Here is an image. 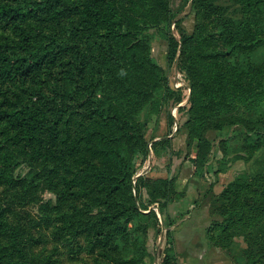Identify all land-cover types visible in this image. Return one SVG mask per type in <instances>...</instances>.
I'll use <instances>...</instances> for the list:
<instances>
[{"label": "trees", "instance_id": "16d2710c", "mask_svg": "<svg viewBox=\"0 0 264 264\" xmlns=\"http://www.w3.org/2000/svg\"><path fill=\"white\" fill-rule=\"evenodd\" d=\"M191 4L194 32L181 31L180 44L169 37L168 61L179 53L189 81L187 147L206 180L233 155L250 162L264 149V0ZM173 20L171 0H0V264H63L61 246L70 264H148L151 234L163 229L161 264H177L168 216L185 196L177 178L133 180L150 153L142 113L182 103L151 55L150 31ZM23 165L29 173L17 176ZM41 185L56 200L28 224L14 219L15 200ZM210 212L223 219L208 230L211 247L233 264H264V158L214 195ZM239 242L242 260L230 252ZM42 243L51 251H38Z\"/></svg>", "mask_w": 264, "mask_h": 264}, {"label": "rangeland", "instance_id": "374dc122", "mask_svg": "<svg viewBox=\"0 0 264 264\" xmlns=\"http://www.w3.org/2000/svg\"><path fill=\"white\" fill-rule=\"evenodd\" d=\"M192 0H171V8L174 15V20L170 24V27H164L161 29H152L150 31L152 35V49L151 55L155 62H157L166 72L169 79V84L175 91H180L182 93V103L177 104L175 102H170L168 106H165L160 114H150L149 108H147L141 115V120L147 124L146 139L149 143V157L147 160L143 161L142 156H139V161L135 165V175L133 180L136 178V181L140 177H149L151 179H171L177 178L179 175L178 166L179 162L177 160H182V164L190 162L191 156L194 155L193 150L187 147V131L184 127V123L187 120L186 112L190 107V95L191 89L189 81L183 71L178 68V57L177 54L176 60L172 63L168 61V45L169 37H173L179 44L181 41V31H184L186 34L191 35L194 32L196 24L195 12L191 4ZM264 55V51H263ZM183 107L179 111V107ZM261 113H264V106L260 109ZM169 118L174 119L173 126H169ZM177 129V130H176ZM208 138L211 142L217 144L219 136L217 132L208 133ZM172 137L175 139L173 148H168L165 150L166 143L163 141L158 142L159 154L154 157V152L152 151L153 143L155 139L160 138V140H165V138ZM162 142V143H161ZM162 154V155H160ZM221 157V153L218 152V146L214 149V155L212 158V166L215 168L218 167V159ZM194 158V157H193ZM264 158V149L260 150L256 156L250 161L246 162L245 160L239 159V156L233 155L231 157V163L228 171L223 173V178L219 175L206 174V180H201L199 177L195 176L202 182L201 194L203 196H214L222 190V187L225 188L231 181H233L238 175L243 173H252L254 172L261 161ZM174 161L176 170L173 172L171 177H168L167 169L169 164ZM172 164V163H171ZM193 165V164H192ZM171 166V165H170ZM194 167V165H193ZM29 173V168L27 166H21L18 168L16 174L17 176H25ZM141 175L140 177H137ZM195 175V169H194ZM167 176V177H166ZM135 184V183H134ZM177 189L178 188V178H177ZM223 191V190H222ZM221 191V192H222ZM142 197L144 203H147L148 197L146 191H142ZM183 199V198H182ZM180 199V200H182ZM56 197L54 194L50 193L45 189L43 185L40 186V189L33 198H31L27 203L22 202L19 199H16L14 202V209L16 210V215H12L15 219L17 217L19 221L28 224L33 219H37L40 215L39 208L40 206L48 201H55ZM178 200V201H180ZM153 208L158 210V205H154ZM195 212V210H192ZM159 212V210H158ZM159 216V215H158ZM161 217V215H160ZM161 219V218H160ZM168 246L167 239V230L163 229L161 234L154 235L151 234L149 247L153 253L152 258L149 259L148 264H154L157 256L160 254L163 255L164 250ZM43 248L47 249V252L51 251L52 243H42L36 249L39 251ZM247 248L245 243H236L233 245L231 254L235 255L236 258L242 260L243 257L241 253ZM225 251V250H223ZM227 257H229V252ZM71 254L69 253L68 248L60 247V256L63 264H70ZM164 257V255H163Z\"/></svg>", "mask_w": 264, "mask_h": 264}, {"label": "crops", "instance_id": "0c3cea01", "mask_svg": "<svg viewBox=\"0 0 264 264\" xmlns=\"http://www.w3.org/2000/svg\"><path fill=\"white\" fill-rule=\"evenodd\" d=\"M168 138L171 142V148H173L175 139ZM155 141H160V138L155 139ZM155 156L157 154L154 153ZM193 157L194 155L191 156V158ZM176 162H179L178 188L180 191H186L182 200L173 202L168 208V216L175 222L171 230L177 264H233L225 251L213 248L209 244V228L213 222L223 220L220 216L211 215L213 196L201 194L202 182L195 177V168L192 163L187 162L181 165L182 160ZM171 163L167 169L168 177L173 175L177 166L174 161ZM219 176L222 179L223 173ZM216 192L219 194L218 191Z\"/></svg>", "mask_w": 264, "mask_h": 264}, {"label": "built area", "instance_id": "2783aa9c", "mask_svg": "<svg viewBox=\"0 0 264 264\" xmlns=\"http://www.w3.org/2000/svg\"><path fill=\"white\" fill-rule=\"evenodd\" d=\"M176 130H177V129H176ZM140 176H141V175H139V176H137V177H140ZM134 183H136V178L134 179ZM155 210H156V212L158 213L159 218H161V217H160V214H159V212H158V210H157L156 208H155ZM162 259H163V255H162V254H159V255L157 256L156 261H155L154 264H161Z\"/></svg>", "mask_w": 264, "mask_h": 264}, {"label": "water", "instance_id": "95a60500", "mask_svg": "<svg viewBox=\"0 0 264 264\" xmlns=\"http://www.w3.org/2000/svg\"><path fill=\"white\" fill-rule=\"evenodd\" d=\"M160 254H161V252H160Z\"/></svg>", "mask_w": 264, "mask_h": 264}]
</instances>
